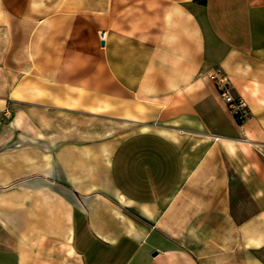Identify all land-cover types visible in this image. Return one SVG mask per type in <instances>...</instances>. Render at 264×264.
Masks as SVG:
<instances>
[{
  "label": "crops",
  "instance_id": "0c3cea01",
  "mask_svg": "<svg viewBox=\"0 0 264 264\" xmlns=\"http://www.w3.org/2000/svg\"><path fill=\"white\" fill-rule=\"evenodd\" d=\"M0 264H264V0H0Z\"/></svg>",
  "mask_w": 264,
  "mask_h": 264
},
{
  "label": "built area",
  "instance_id": "2783aa9c",
  "mask_svg": "<svg viewBox=\"0 0 264 264\" xmlns=\"http://www.w3.org/2000/svg\"><path fill=\"white\" fill-rule=\"evenodd\" d=\"M105 33L100 34L101 41ZM212 82L216 88L218 101L223 105L232 121L239 131H242L244 123L249 118L247 102L241 96H234L226 78L216 71L211 75Z\"/></svg>",
  "mask_w": 264,
  "mask_h": 264
},
{
  "label": "water",
  "instance_id": "95a60500",
  "mask_svg": "<svg viewBox=\"0 0 264 264\" xmlns=\"http://www.w3.org/2000/svg\"><path fill=\"white\" fill-rule=\"evenodd\" d=\"M153 254H155V252H153Z\"/></svg>",
  "mask_w": 264,
  "mask_h": 264
}]
</instances>
